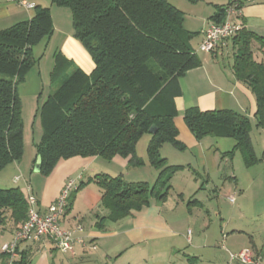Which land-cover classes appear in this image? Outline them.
<instances>
[{
	"label": "trees",
	"instance_id": "1",
	"mask_svg": "<svg viewBox=\"0 0 264 264\" xmlns=\"http://www.w3.org/2000/svg\"><path fill=\"white\" fill-rule=\"evenodd\" d=\"M71 15L73 37L90 56V74L53 54L50 91L38 107L42 135L36 144L39 173L49 176L62 161L95 158L128 159L140 166L136 144L149 129L154 134L147 148L148 163L158 171L153 185L126 183L122 178L98 174L90 178L102 192L104 222H117L140 212L151 199L164 201L171 191V177L182 167L170 166L159 155L164 143L182 150L175 126L178 80L201 66L190 45L192 33L183 30V13L165 0H51ZM220 23L224 17L220 10ZM53 33L48 8L34 7L28 21L0 31V172L21 160L23 154L21 100L18 86L37 64L33 49ZM264 39L242 30L231 39L233 73L256 99L255 126L264 129V61L253 57L251 43ZM229 42V43H230ZM185 126L197 141L205 137L234 140L245 165L255 154L250 140L251 122L231 110L182 114ZM35 159V160H36ZM36 162V161H35ZM86 185L80 183L77 192ZM27 217L25 194L18 187H0V227L19 229ZM16 264H23L22 259Z\"/></svg>",
	"mask_w": 264,
	"mask_h": 264
},
{
	"label": "crops",
	"instance_id": "2",
	"mask_svg": "<svg viewBox=\"0 0 264 264\" xmlns=\"http://www.w3.org/2000/svg\"><path fill=\"white\" fill-rule=\"evenodd\" d=\"M25 1L32 3L34 7L50 10L53 33L47 41L41 42L33 49L38 61L25 76L24 82L18 86L17 93L21 105L24 98L40 99L45 93L48 95L50 87L45 92L40 65L41 58L48 51V80L54 53L62 54L86 74H90L94 69L90 56L73 37L68 9L53 5L51 0ZM165 1L183 13L182 28L194 35L192 47L201 60L200 67L179 78L180 95L175 99L177 117L174 123L178 131L177 140L183 147L180 154H186L187 157L183 159L178 156L177 160L165 157L168 165L182 167L175 174L179 172V175L180 171H183V180L186 181L184 187L190 188L189 194L185 192L186 188L179 189L178 198L183 201L187 194L194 198L188 204L193 209L190 207L187 210L186 224L180 225L171 220V215L167 216L173 211L167 206L171 199L170 191L164 201L151 199L149 205L140 212L117 222L107 220L100 229L99 218L107 217L108 211L101 207L102 192L96 184L89 182L77 191L71 202L72 207L68 204L60 221V227L64 230L80 224L83 232L76 236L82 239V243L76 242L73 252L63 254L48 238L20 242L18 254L23 264H85L91 260V256H97L100 261L103 259L104 263L110 262L114 257L116 262L131 251L136 250L141 254L151 246L160 248L158 251L160 250L162 255L158 257L150 254L148 257L147 252L153 249L148 250L143 255L145 264L151 261L159 264H227V252L221 248L222 232L226 234L224 245L229 251L253 249L260 257L259 264H264V129L255 126L256 99L250 88L235 77L232 69L233 59L224 61V58H233V53L237 50L231 42L225 47H218L212 53L198 52L204 31L210 23L221 19L220 10L229 0ZM33 12L34 9L27 10L9 3L8 0H0V31L28 21ZM231 21L242 25L243 30L264 39V0H242L239 12L231 17ZM251 49L255 61H264V47L258 41L251 43ZM219 57L221 61L218 60ZM192 107L201 111L231 110L247 117L252 125L250 140L256 161L245 165L242 154L235 149L236 142L232 139L205 137L197 141L182 119L183 112ZM30 160L31 157H25L23 153L20 164L16 162L7 167L17 169L23 166L25 170L32 165L34 168ZM99 160L101 159L98 157L73 158L60 162L46 179H41V184L40 179H37V188L42 185L38 192L30 184L33 177L28 179L22 173V192L24 194L28 186L37 199L40 212L44 213L71 177L75 176L84 183L95 175L106 174H96L94 164ZM112 162L125 167L128 159L115 157ZM15 177L20 176H8L5 180L3 176L0 177V187L11 188L18 185L22 179L15 184ZM171 187L173 189L172 184ZM234 196L235 203L231 204L228 198ZM193 216L197 220L194 221L197 231L187 228L186 232L180 233L181 227L193 224ZM13 233L10 224L0 227V248L12 240ZM135 256L136 254L129 255L126 264H138ZM0 264H5L1 252Z\"/></svg>",
	"mask_w": 264,
	"mask_h": 264
},
{
	"label": "rangeland",
	"instance_id": "3",
	"mask_svg": "<svg viewBox=\"0 0 264 264\" xmlns=\"http://www.w3.org/2000/svg\"><path fill=\"white\" fill-rule=\"evenodd\" d=\"M192 39L190 40V45H192ZM48 54L49 51L45 54V56L43 58H41L40 60V65H41V70H42V76H43V82H44V88H45V92H47L49 90V80L47 79L46 76V66H47V61H48ZM37 55V54H36ZM231 57V56H230ZM233 57V56H232ZM233 58H224V61H230ZM219 61H221L222 59L219 57L218 59ZM49 67V65H48ZM6 76L4 75H0V78H5ZM46 98V93L44 94V96L40 99H35V98H24L22 101V105H21V120H22V141H23V153L25 155V157H31L30 162L33 164V166H35V159H36V144L40 141L41 135H42V126H41V121H40V116L38 114V107L42 104V102L45 100ZM151 139V135L150 134H144L137 142L136 144V157L138 159H140L141 161H143V165L140 166H130V165H126L125 167H121L119 164L114 163L112 161H105V160H99L98 162H96L94 164V168L96 169V174H98L99 172H104L107 175H109L110 177H119L122 178L124 182L126 183H146L148 185H153L157 175H158V171H156L154 168H152L149 165V159H148V152H147V148L149 145ZM159 155L161 158L165 159V157L167 156L169 158V160H177L178 156L183 158V157H187L186 154H180V150L173 147L170 143H164L160 149H159ZM23 158V154L22 157ZM184 159V158H183ZM20 164V160L18 161ZM241 166H242V162H241ZM243 167V166H242ZM181 174L178 175L174 174L171 177L170 183L173 185V189L171 190V199L169 200L170 202H167V206L170 207V210H173L172 212H170V214H168L167 216L170 217L171 215V220L178 222V224H186L188 218H186L188 216V209L191 207L188 204L190 203V201L192 202L194 200V198L190 197V195H188L190 188H186L184 187L186 184V181H184V172L180 171ZM26 176V178H31V176L33 177L32 182L30 183L32 188L38 192V190L41 189L37 188L36 184H37V179H40V184H41V179H46V177L48 176H44L43 174L39 173V172H35L34 168H32V165H29L25 170L24 167L20 166L17 169H15L14 167H7L4 170H2L0 172V177L3 176V179H7L8 176H13V175H17L20 176V178L22 179L20 181V183L18 185H15L14 187H18L19 189H21V191H23V175ZM183 173V174H182ZM153 176L155 178H153ZM71 180H75L77 187H79V184L81 183V181H79V179H77L75 176L71 177ZM89 179L85 180V184L87 185ZM43 181V180H42ZM182 188H186V193H188L185 198L182 200H180L178 198V190L182 189ZM203 189V188H202ZM176 192H174V191ZM77 194V192H72L69 199H68V204L71 205V202L73 200V198L75 197V195ZM235 195V194H234ZM234 198V202L231 204L235 203L236 200V196L233 197ZM69 206V210L71 209V207ZM166 206V207H167ZM77 208L79 207V203H77ZM193 209V207H191ZM175 209V210H174ZM84 213H82L83 215ZM174 217H173V216ZM196 216V214H194ZM203 215V219H204V214ZM194 217V216H193ZM195 219V217L193 218ZM202 220V219H201ZM197 222V220H193L192 223L193 224H187L183 227L180 228L179 232L183 233L186 232L187 228H190L192 230L193 229H197L196 226H194L195 222ZM189 226V227H188ZM110 227H114L113 225H110ZM197 231V230H196ZM112 239H107V241H111ZM153 249V250H152ZM158 249L160 248H156V246H151L148 250L151 252H147V256L149 257L150 254H152L153 256H158L160 257L162 255L161 251ZM157 250V251H156ZM145 252L139 254V252H137L136 250L131 251L129 253H127L126 256H123L121 259L116 260V258L113 257V259L110 262L104 263L101 259V261L99 259H97V256H91V260H88L85 264H126V259H128L127 257H129V255L131 254H136L135 256V260L138 264H145L143 261V255L145 254ZM93 255V254H92ZM96 255V254H94ZM115 256V255H114ZM149 264H159L156 263V261H151ZM161 264V263H160Z\"/></svg>",
	"mask_w": 264,
	"mask_h": 264
},
{
	"label": "built area",
	"instance_id": "4",
	"mask_svg": "<svg viewBox=\"0 0 264 264\" xmlns=\"http://www.w3.org/2000/svg\"><path fill=\"white\" fill-rule=\"evenodd\" d=\"M8 2L27 10L34 9V5L25 0H8ZM241 5L242 0H229L228 4L222 8L224 14L222 21L210 23L204 31L198 52L212 53L220 46L225 47L243 30L242 25L231 21V17L239 12ZM20 180V177H15L14 183L16 184ZM77 188L75 180H67L56 199L47 206L44 213H41L36 197L26 186L24 194L27 202V217L22 226L14 231L12 240L4 243L0 248V252L5 258V264H16L19 261L18 244L23 241H39L42 238H48L63 254L73 252L76 242L82 243V239L76 236L83 232L80 224L68 230L60 227V221L68 206V199ZM228 201L233 203L234 198L229 197ZM225 237L226 234L222 232L221 248L227 252V264H259L260 257L253 249L248 248L238 252L229 251L224 245Z\"/></svg>",
	"mask_w": 264,
	"mask_h": 264
},
{
	"label": "water",
	"instance_id": "5",
	"mask_svg": "<svg viewBox=\"0 0 264 264\" xmlns=\"http://www.w3.org/2000/svg\"><path fill=\"white\" fill-rule=\"evenodd\" d=\"M155 133V131H154V127H151L150 129H149V134H154ZM39 170H40V157H38L37 159H36V164H35V167H34V171L35 172H39Z\"/></svg>",
	"mask_w": 264,
	"mask_h": 264
}]
</instances>
